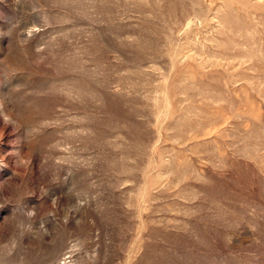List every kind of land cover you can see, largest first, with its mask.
<instances>
[{
    "label": "rangeland",
    "instance_id": "1",
    "mask_svg": "<svg viewBox=\"0 0 264 264\" xmlns=\"http://www.w3.org/2000/svg\"><path fill=\"white\" fill-rule=\"evenodd\" d=\"M0 264H264V0H0Z\"/></svg>",
    "mask_w": 264,
    "mask_h": 264
}]
</instances>
